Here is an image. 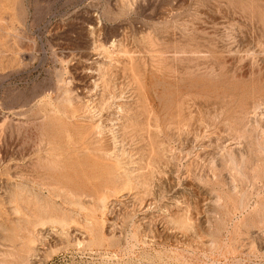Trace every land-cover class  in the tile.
Returning a JSON list of instances; mask_svg holds the SVG:
<instances>
[{"label":"rangeland","instance_id":"374dc122","mask_svg":"<svg viewBox=\"0 0 264 264\" xmlns=\"http://www.w3.org/2000/svg\"><path fill=\"white\" fill-rule=\"evenodd\" d=\"M0 264H264V0H0Z\"/></svg>","mask_w":264,"mask_h":264},{"label":"bare ground","instance_id":"6f19581e","mask_svg":"<svg viewBox=\"0 0 264 264\" xmlns=\"http://www.w3.org/2000/svg\"><path fill=\"white\" fill-rule=\"evenodd\" d=\"M108 48V47H107ZM112 49V48H111ZM113 54V53H112ZM109 60V59H108ZM109 69H110V67H109ZM61 77V76H60ZM111 77V76H110ZM60 82V81H59ZM92 102V101H91ZM88 105H89V103H87ZM91 104V103H90ZM86 109V108H85ZM89 111V110H88ZM90 113H92L91 111H90ZM98 128V127H97ZM99 129V128H98ZM97 129V130H98ZM99 131H97V133H98ZM88 152V151H87ZM114 153V152H113ZM107 157V156H106Z\"/></svg>","mask_w":264,"mask_h":264}]
</instances>
